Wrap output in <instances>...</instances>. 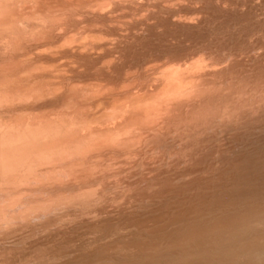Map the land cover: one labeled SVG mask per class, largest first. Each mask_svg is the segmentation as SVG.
<instances>
[{
  "label": "rangeland",
  "instance_id": "1",
  "mask_svg": "<svg viewBox=\"0 0 264 264\" xmlns=\"http://www.w3.org/2000/svg\"><path fill=\"white\" fill-rule=\"evenodd\" d=\"M6 1L9 2L7 3ZM16 1L5 0L0 3V12L5 13L6 16L11 14L10 16H13L14 20L10 16L7 19L10 18L13 22L16 21L14 24L12 23V26L4 25L6 24H3L6 16L3 15L5 18H2L0 15L1 20H4L0 22L4 28V30L0 28V138L4 137V139L7 138L9 141V136H11L10 141H13L11 140L12 138L15 139V142L18 138L16 143L14 141L6 142L3 138L1 139L4 141L0 139L4 143V145L0 143V163L3 165H0L2 167L0 169L8 171L10 168L7 169L8 164L9 166L12 164L15 166L16 164L15 169H17L18 164L20 165L17 171L12 169L13 165L11 166V171H16L14 174H11L10 171H8L10 173L2 172L4 175L0 174V264H184L183 261L193 264L194 261L197 264H207L206 260L208 259L205 254L210 252L208 254L211 255V251L215 253L214 251L219 249L213 247L214 244H212L215 239V237H212L213 233L214 236L219 233L213 231L216 228L217 230L221 229L222 232L225 231V236H228L227 240L230 242L225 244L224 239H219L225 237L224 234L222 236L219 235V238L216 236L214 246L219 247V245H216V243H219L222 245L221 248H223L224 244L225 246L230 244L228 245V247L230 246V253H225L228 251H219V255H223L220 257L217 255L218 250L216 251V256L220 257L219 262H216V264H229V260L232 262L230 259L232 247L234 248L232 253H235V249L242 252V244L246 248V245H251L250 242L252 241L255 246L257 243L263 242L261 236L264 235V231L259 237L260 233L256 230V233H258V235L254 233L256 237L252 232L246 234L248 237H245L249 241L247 239L244 241L239 236L237 238L235 232L234 237L242 244L240 245L238 242H234V244L229 241L230 237H233V233L232 231H227V228L230 226L229 224L238 228L242 222L241 220L252 214L251 211L253 213L256 212V208L260 210L258 212L264 211V0H122L125 2L116 4L115 11L112 10V13L108 10V12L105 11L109 16H114H112L114 19L110 18L111 21L107 15H104L105 12L101 14L102 16L90 15L89 18L87 17L89 19L87 24L91 25L90 27H96L99 30L106 31V33L108 32V34L110 33V37L102 38L100 42H104L107 46L106 42L111 41L108 43L107 49H109L110 54L111 52L115 56L117 53L119 54L116 56L118 59L115 58L118 61L113 59L115 56L113 57L112 55V58L110 55L109 57L114 60L115 64L112 62V66L108 64L104 65L107 68L101 67V64L93 63L96 55H92L93 58H91V55H88L89 52L86 51L87 55L90 56V58H86L87 55L83 56V53L86 54L83 49L81 50L83 53L79 50L77 51V54L78 52L79 54L80 52L82 53L81 57L83 58L78 61L79 59L76 55L79 65H72L76 67L74 69L69 64L70 69L65 66L68 63L67 61L70 60L69 57L68 59L65 58V56L70 55V52L63 43L67 32H62L61 25L63 26V24L57 25V22L63 23L62 19L60 20L57 17L65 18V16L63 14L60 16L61 13L58 14L57 12L58 15L56 14L55 18V14L51 13L49 15L51 19H48V14L46 15L48 20L43 19V21L48 23L41 24V20L37 23L39 19L37 21L29 20L33 11H28L30 10L28 8H32V6H29L33 2L25 0L29 3L27 5L28 3L24 0H18V3ZM8 4L9 6H7ZM12 7L15 11L12 10ZM21 8L24 11L28 9L27 13H29L28 16L30 18L26 16L27 13L23 16V10H21L22 15L19 13L20 10L18 9ZM119 9L123 11L121 12ZM134 12L135 14H133ZM197 13L198 15H196ZM15 16L17 17L15 18ZM24 17L29 19L26 20ZM125 18L131 19V21H127ZM10 20H8V23ZM50 20L52 23H50ZM98 20L99 22H97ZM66 22L65 24L67 25ZM40 24L41 26H38ZM46 24L48 25L46 26ZM119 24L123 28L119 27ZM89 25L87 26L89 27ZM57 26L60 27L58 28ZM104 26L107 28H104ZM39 30L43 31L40 33ZM37 34L39 35L37 36ZM45 34L49 35V38ZM114 34H117V36H114ZM35 35L36 37L33 38ZM59 35H61L63 41L60 40ZM117 37H121L120 39L118 38L119 41ZM107 38H115L116 41L115 39L107 40ZM130 38L133 39L131 40ZM13 39L15 43L14 41L12 42ZM38 41L40 44L42 43L43 47L37 43ZM62 43L65 46H62ZM59 49L67 50L69 55ZM79 54L78 56L81 55ZM200 54H202L201 57ZM156 55L159 58L164 57V59H181L185 57L189 60L190 58L194 60L198 58L196 60H201V64L204 59L206 62H203V64H206L207 68L211 64L209 68L214 69H210L214 74L209 75L211 71L206 69L209 71L207 73L208 77L211 78L209 80L211 82L215 81L213 85L216 88L218 83L221 84L219 87L223 90L220 92V88H217L219 91H214V96L212 95L214 100L211 96L208 103L212 108L218 105L229 106L228 108L230 110L233 109L232 111L235 113L233 121L230 120V123L225 122V125L210 124V128L208 126L205 127V131L201 128L200 131L204 133L199 131L201 135L193 136L191 142H189V138L183 145L184 149L182 147L178 148V144L173 141H171L172 145H170V140H166V143L164 140L163 143L161 141L162 145L160 143V146L157 144L155 149L156 154L159 151L158 154L160 156L157 154V161L160 163H157L154 166L155 168L150 166V169L154 170L153 175L151 170L150 172L148 171V166L144 165L148 169L138 167L134 173L132 172L134 175H126L123 185L121 182L114 184L110 178V180L108 178L105 179L106 176L105 178L102 177L103 180H100L102 175L96 174L103 169L105 171L111 170V167L107 165L110 164L108 162L113 157L111 158L105 153L104 156L97 153V157L94 158H92L93 155L91 156L90 153L86 157L84 156L85 158L83 157L86 160H84V163H82L83 161L81 162L83 160V158L81 159L82 154L80 156L77 154L76 158L80 157L79 159L81 160L79 162L76 159V170L73 166L72 168H74L75 172L72 171L69 165H74L70 164V161L73 163L75 159H70L76 155L70 157L65 148L67 129L71 121L69 116L72 113L70 119L72 118V122L75 119V123L77 121H79L77 123H83L82 121L86 120V115L87 117L89 116V119L90 117L92 118L95 112V104L93 105L92 102L96 100L89 99L91 91L87 90L94 89L99 83L102 85L105 83L107 87L113 88L115 86L116 88V86L119 87L126 80H128L126 83L133 85L131 83L135 82H129V80L134 77L135 79H133L138 82V74L144 68L142 64L146 62L147 57L148 60L155 59ZM109 57L107 60L110 59ZM199 58L203 59L199 60ZM65 61L66 63H63ZM207 61H210V64ZM212 63L214 66H212ZM94 65L95 67H92ZM96 65L100 66L97 67ZM79 68H81L80 71ZM76 70L79 72H76ZM116 71L117 73H115ZM130 74L131 76L134 74L137 76H129V79H127V75ZM229 79L230 81H228ZM72 87H75L78 91L72 90ZM248 90L252 92L250 93ZM241 92L243 96H241ZM102 93L106 95V93ZM228 93L230 96L227 95ZM80 94H84L85 97ZM252 94L254 95L252 96ZM242 97L245 99H242ZM79 98L81 103L84 101L83 104H86L85 106L81 103V105L79 104ZM89 100H91V104ZM218 102L219 104H217ZM89 104L91 107H89ZM87 109L93 110V114L90 113V110L87 112ZM81 110H84L85 116L81 114L83 113ZM77 113H79V116ZM235 119L237 122H235ZM213 126L216 127L214 128ZM199 138L200 140H198ZM158 147L159 150H157ZM175 147L177 148L175 149ZM28 149L31 150L29 151ZM26 150H28L29 154H27ZM22 155H24V158H21ZM98 156L102 158L99 157L98 159ZM15 157L19 158L17 162ZM105 157L107 160L109 158L108 162ZM10 159L13 161H10ZM113 159L114 161L116 160L115 158ZM89 160L97 163L95 164V166L98 165L95 169L97 172L93 171L92 174L90 173L92 171L90 170L91 164L86 163ZM4 163H7L6 167ZM78 163L84 164L83 166L81 165L82 169L77 168L79 167ZM85 163L88 167L85 166ZM91 166L93 167V165ZM107 167L109 170L105 169ZM88 171H90L89 174ZM85 172L88 175L84 174ZM99 181L102 182L98 185ZM97 185H101L100 189L97 188ZM93 187L97 188L99 193H97V190L95 192ZM85 189L91 191L90 195L86 194L85 196V191L79 195ZM75 195L78 197L76 198ZM87 196L90 199H87ZM198 223L202 225L197 226ZM226 224L229 226L227 227ZM208 226L209 228H207ZM211 229L213 233L212 231L210 233ZM261 229L263 230L264 227L260 228V232L262 231ZM208 234L212 236L209 237L210 235ZM177 235H179L180 239H178ZM206 238L209 241L212 240V242L208 244ZM221 241L224 244H221ZM236 243L240 246H237ZM190 246L191 248H189ZM210 246L213 247V250H211ZM192 247L194 248L192 249ZM199 247L200 249H198ZM207 247H210L208 248L209 250H207ZM228 247H226L227 250ZM221 248L219 250H222ZM206 250L208 252L202 254V251L204 253ZM215 254L211 256L215 257ZM228 254L230 255L229 257L227 256ZM209 255L207 256L209 257ZM224 255L229 259L225 258ZM151 257L153 258L151 259ZM217 257L215 258L217 259ZM223 257L225 262H221ZM189 258L191 259L189 260ZM202 258L203 260L201 261L203 262L200 263L199 259ZM204 258H206V262H204ZM215 258L211 259L210 257V262L212 260L218 261ZM239 259L241 262L243 260L244 263V259L240 257ZM155 260L157 263H155ZM240 260L237 262H240ZM186 262L185 264H187Z\"/></svg>",
  "mask_w": 264,
  "mask_h": 264
},
{
  "label": "bare ground",
  "instance_id": "2",
  "mask_svg": "<svg viewBox=\"0 0 264 264\" xmlns=\"http://www.w3.org/2000/svg\"><path fill=\"white\" fill-rule=\"evenodd\" d=\"M2 1H5V0H2ZM1 0H0V3L2 2ZM18 1V0H17ZM16 1V2H17ZM23 1V0H22ZM25 1V0H24ZM7 2V1H6ZM9 2V1H8ZM7 2V3H8ZM26 3H28L27 1H25ZM25 2H24V4H25ZM31 2H33L32 3V5L30 4V6L29 7H31L32 6V8H28V9H30V10H28V9H26L25 11L21 8V9H18V10H20L19 11V13H21V10H23L22 12H23V16H24V14L25 13H27V10L28 11H33V13H32V15H30V17H31V19H29L30 17L28 16V14L29 13H27V15L26 16H28L29 18H27V17H24L26 20L27 19H29V20H35V21H37L38 19V21H37V23H39L40 22V20H41V24H43V23H46L47 21H43V19L44 20H48V19H51V17L49 18V15H51V13H53V14H55V18H56V14H57V12H58V14H60V16L63 14V16H65V18H66V20H65V18H64V21H63V18H61V17H57V18H59L63 23H59V22H57L58 24L57 25H60V24H63V26L61 25V27H62V29H63V31L62 30H59V31H62V32H67V34H63L64 36H65V38H64V36H62L63 38H64V41L61 39V35H59V38H60V40H62L63 41V43L66 45V46H68V47H66L65 45H63V43H62V46H65V48L70 52V55H69V53H68V51L67 50H63V49H59V50H62V52H67L68 53V55L69 56H65V58L66 59H68V57L70 58V60L69 61H67L68 63L67 64H65V66H67V67H69V69H70V66L71 67H73V69H74V67L75 66H72V65H75V64H77L76 66H78L79 64H78V62H77V60L78 61H80V58L82 59L83 57H81L82 56V53L83 52H89L88 53V55H91V58H93L92 57V55L94 56V55H96L95 56V58H94V62L93 63H95V64H101V67H103L104 65H108V64H110L109 66H112V62H114V60L113 59H115V58H117L116 56L117 55H119L118 53L116 54V56L115 55H113L112 54V50L110 51L111 52V54L109 53V49H107L108 47V43L109 42H111V41H108V42H106L107 43V46H106V44H104V42L102 43V42H100L101 41V39L103 38H105L106 39V37L107 36H111L110 35V33L108 34V32L106 33V31L104 32L103 30H99V28H94V30H93V28L92 27H90L91 25H89V24H87V22H89V19H87V17L89 18L90 17V15L92 16V15H94V16H96V15H99V16H102L101 14H103L105 11H111L110 13H112L113 11H115L114 9H115V7H116V4H120V2H125V1H122V0H31ZM119 2V3H118ZM132 2V1H131ZM136 2V1H135ZM14 3V2H13ZM18 3V2H17ZM16 3V4H17ZM22 3V2H21ZM20 3V4H21ZM133 3H134V1H133ZM10 4V3H9ZM9 4L7 5V6H9ZM23 4V5H24ZM132 4V3H131ZM2 5V4H1ZM6 5V4H5ZM18 5V4H17ZM27 5H29V3L27 4ZM125 5V4H124ZM130 5V4H129ZM134 5V4H133ZM13 6H14V4H13ZM118 6V5H117ZM5 7V6H4ZM3 7V8H4ZM19 7H23V6H19ZM25 7V6H24ZM131 7V6H130ZM118 8V7H117ZM121 8H122V6H121ZM124 8H126L125 6H124ZM134 8V7H133ZM1 9V8H0ZM33 9V10H32ZM4 10V9H3ZM11 9H9V11H10ZM12 10L13 11H15L14 9H13V7H12ZM11 10V12L13 13V11ZM18 10H17V12H18ZM113 10V11H112ZM2 11V10H1ZM8 11V10H7ZM7 11H5V12H7ZM107 11V12H108ZM119 11H121V9H119ZM119 11H117V12H119ZM123 11V10H122ZM121 11V12H122ZM135 11V10H134ZM107 12H105V16L107 15V17H108V19L111 21V19H114V18H112V16L113 15H108L107 14ZM179 12V11H178ZM186 12V11H185ZM194 12V11H193ZM197 12V11H196ZM2 12H0V15H1V17L3 18H5V16H6V14L4 13H2ZM109 13V14H110ZM7 14H9L8 12H7ZM30 14H31V12H30ZM48 14V19H47V17H46V15ZM57 14V15H58ZM122 14V13H121ZM120 14V15H121ZM126 14V13H125ZM130 14V13H129ZM133 14H135V12L133 13ZM193 14V13H192ZM191 14V15H192ZM195 14V13H194ZM200 14V13H199ZM3 15H5V16H3ZM11 15V14H10ZM9 15V16H10ZM14 15V14H13ZM15 15H17V14H15ZM21 15H22V13H21ZM180 15V14H179ZM182 15V14H181ZM196 15H198V13L196 14ZM9 16H6V19H5V21L3 22L2 20H1V18H0V22H3V24L4 23H6V24H4V25H13L14 24V22H16V21H12V20H10V18L11 19H13L14 20V18H12L13 16H10V18L9 19H7ZM19 16H20V14H19ZM18 16V17H19ZM130 16V15H129ZM131 16H133V15H131ZM173 16V15H172ZM189 16V15H188ZM17 16H15V18H16ZM33 17V18H32ZM44 17H46V18H44ZM53 17V18H54ZM114 17V16H113ZM120 17V16H119ZM123 17H125V16H123ZM128 17V16H127ZM24 18H22V19H24ZM35 18V19H34ZM111 18V19H110ZM118 18V17H117ZM116 18V19H117ZM121 18V17H120ZM119 18V19H120ZM131 18V17H130ZM134 18V17H133ZM189 18H191V17H189ZM102 19V18H101ZM106 19V18H105ZM115 19V20H116ZM126 19V18H125ZM124 19V20H125ZM175 19V18H174ZM176 19H178V18H176ZM8 20H10V22L8 23ZM28 20V21H29ZM127 21L128 20H130L131 21V19H126ZM133 20V19H132ZM135 20H136V18H135ZM140 20V19H139ZM173 20V19H172ZM182 20H183V18H182ZM197 20H198V18H197ZM27 21V22H28ZM30 21V22H31ZM43 21V22H42ZM67 21V22H66ZM95 21V20H94ZM93 21V22H94ZM107 21V20H106ZM119 21V20H118ZM121 21V20H120ZM126 21V22H127ZM141 21V20H140ZM177 21V20H176ZM179 21H181V20H179ZM188 21V20H187ZM191 21V20H190ZM193 21H194V18H193ZM18 22H19V20H18ZM65 22L67 23V25L65 24ZM97 22H99V20L97 21ZM105 22V21H104ZM108 22V21H107ZM125 22V21H124ZM182 22V21H181ZM185 22V21H184ZM8 23V24H7ZM11 23V24H10ZM13 23V24H12ZM20 23V22H19ZM18 23V24H19ZM36 23V22H35ZM48 23V22H47ZM50 23H52L51 22V20H50ZM95 23H96V21H95ZM110 23V22H109ZM120 23V22H119ZM123 23V22H122ZM130 23V22H129ZM144 23H145V20H144ZM150 23V22H149ZM198 23V22H197ZM41 24L40 25H38V26H41ZM65 24V25H64ZM93 24V23H92ZM98 24V23H97ZM100 24V23H99ZM106 24V23H105ZM113 24H116V23H113ZM113 24H112V26H113ZM118 24V23H117ZM127 24V23H126ZM134 24V23H133ZM132 24V25H133ZM141 24H142V22H141ZM146 24H147V21H146ZM48 24H46V26H47ZM87 25H89V27L87 26ZM96 25V24H95ZM95 25H92V26H95ZM101 25V24H100ZM99 25V26H100ZM102 25H104L103 23H102ZM131 25V24H130ZM67 28H65V27ZM99 26H97V27H99ZM127 26V25H126ZM129 26V25H128ZM135 26V25H134ZM145 26V25H144ZM152 26V25H151ZM37 27V26H36ZM42 27H43V25H42ZM45 27V26H44ZM58 27V26H57ZM60 27V26H59ZM58 27V28H59ZM66 29V31H64L65 29ZM106 26H104V28H105ZM109 27V26H108ZM119 27H122V25L120 26V24H119ZM138 27V26H137ZM0 28H3V26L0 24ZM8 28H10V27H8ZM58 28H57V30H58ZM92 28V29H91ZM101 28H102V26H101ZM107 28V27H106ZM123 28V27H122ZM135 28V27H134ZM141 28V27H140ZM43 29V28H42ZM61 29V28H60ZM121 29V28H120ZM130 29V28H129ZM2 30H4V28L2 29ZM12 30V29H11ZM110 30H112V29H110ZM115 30V29H114ZM119 30V29H118ZM41 31H43V30H41ZM41 31L39 30V32L41 33ZM59 31H57V32H59ZM103 31V32H102ZM108 31V30H107ZM125 31L127 32V30L125 29ZM136 31V30H135ZM137 31H138V29H137ZM141 31H142V29H141ZM9 32V31H8ZM133 32V31H132ZM33 33H35L34 31H33ZM44 33V32H43ZM42 33V34H43ZM60 33V32H59ZM59 33H57V34H59ZM138 33V32H137ZM60 34H62V33H60ZM140 34V33H139ZM34 35V34H33ZM39 34H37V36H38ZM46 35V34H45ZM127 35H128V33H127ZM42 37L44 36V35H41ZM46 36H48V38H49V35H46ZM46 36H44V37H46ZM113 36V35H112ZM114 36H117V34L115 35L114 34ZM122 36H124V35H122ZM130 36V35H129ZM34 37H36V35L35 36H33V38ZM57 37V36H56ZM56 37H55V39H56ZM127 37V36H126ZM126 37H125V39H126ZM52 38H54V37H52ZM52 38H50V39H52ZM118 38L119 37H117V40H118ZM121 38V37H120ZM119 38V39H120ZM124 38V37H123ZM129 38V37H128ZM18 39V38H17ZM39 39H41L40 37H39ZM50 39H48V40H50ZM54 39V40H55ZM113 39H115V38H113ZM113 39H109V38H107V40H113ZM131 39V38H130ZM133 39V38H132ZM131 39V40H132ZM60 40H58L59 42H60ZM127 40H129V39H127ZM9 41V40H8ZM14 41V39L12 40V42ZM35 41V40H34ZM37 41V40H36ZM42 41H43V39H42ZM115 41H116V39H115ZM115 41H113V42H115ZM119 41V40H118ZM134 41V40H133ZM41 42V41H40ZM44 42V41H43ZM46 42H47V40H46ZM14 43H15V41H14ZM19 43V42H18ZM36 43V42H35ZM37 43H39V41L37 42ZM36 43V44H37ZM50 43V42H49ZM49 43H47V44H49ZM53 43H55L54 41H53ZM58 43V42H57ZM120 43V42H119ZM135 43V42H134ZM8 44H10V43H8ZM12 44V43H11ZM40 44V43H39ZM38 44V45H39ZM42 44V43H41ZM40 44V46H42L43 47V45H41ZM45 44V43H44ZM47 44H46V46H47ZM111 44V43H110ZM112 44H114V43H112ZM116 44V43H115ZM53 45V44H52ZM193 45V44H192ZM46 46H45V48H46ZM49 46V45H48ZM58 46V45H57ZM110 46V45H109ZM113 46V45H112ZM128 46V45H127ZM195 46V45H194ZM193 46V47H194ZM12 47V46H11ZM32 47V46H31ZM36 47V46H35ZM41 47V48H42ZM53 47H55V46H53ZM60 48H62L61 46H59ZM121 47H122V45H121ZM192 47V46H191ZM14 48H15V46H14ZM34 48V47H33ZM33 48H31V49H33ZM168 48V47H167ZM12 49H13V47H12ZM37 49V48H36ZM70 49V50H69ZM84 49V50H83ZM100 49V50H99ZM110 49H111V47H110ZM119 49V48H118ZM123 49V48H122ZM191 49V48H190ZM11 50V49H10ZM75 50H76V53H75ZM81 51V50H83V52L81 53L80 52V54H79V52H78V54L80 55V56H78V54H77V51ZM116 50V49H115ZM124 50H126V49H124ZM160 50V49H159ZM162 50H164V49H162ZM194 50V49H193ZM203 50V49H202ZM11 51H13V50H11ZM33 51V50H32ZM98 52V53H96V52ZM101 51H102V53H101ZM119 51V50H118ZM166 51V50H165ZM87 52H86V54L85 53H83V56H85V55H87ZM120 52V51H119ZM123 52V51H122ZM129 52V51H128ZM148 52V51H147ZM158 52V51H157ZM200 52V51H199ZM205 52V51H204ZM204 52H203V54H204ZM163 53V52H162ZM171 53V52H170ZM147 54V53H146ZM145 54V55H146ZM159 54V53H158ZM157 54V55H158ZM197 54V53H196ZM63 55V54H62ZM64 55H66V53H64ZM63 55V56H64ZM76 55H77V57H78V59H77V57H76ZM87 55V57L86 58H90V56H88ZM111 55V56H110ZM112 55H113V57H112ZM121 55V54H120ZM127 55V54H126ZM156 55V56H157ZM161 55V54H160ZM159 55V56H160ZM164 55V54H163ZM169 55V54H168ZM176 55V54H175ZM180 55H182V54H180ZM184 55H186L185 53H184ZM184 55H183V57H184ZM194 55H195V53H194ZM201 55L202 54H200V57H201ZM112 57V58H110V57ZM151 56V55H150ZM162 56V55H161ZM160 56V57H161ZM179 56V55H178ZM187 56V55H186ZM198 56V55H197ZM206 56V55H205ZM110 58V59H108L107 60V58ZM141 57V56H140ZM144 57V56H143ZM146 57V56H145ZM153 57H155V56H153ZM166 57V56H165ZM174 57V56H173ZM188 57V56H187ZM192 57H194V56H192ZM85 58V57H84ZM175 58V57H174ZM178 58V57H177ZM96 59V60H95ZM107 61H109V62H107ZM112 59V60H111ZM118 59V58H117ZM121 59V58H120ZM137 59V58H136ZM139 59V58H138ZM196 59H198V58H195L194 60H193V58H190V60L189 59H187V58H181V59H173V58H165L164 59V57H161V58H159L158 56L155 58V59H149L148 60V57H147V60H146V62H144V64H142L143 66H144V68H142V71H140V74H138V78H137V80H138V82H136V80H134L133 78V81H132V79L131 80H129V82L131 81V82H135V83H131V84H133V85H130L129 83H126V81H128V80H126L124 83L122 82V80H121V82H122V85H120L119 87H117L116 86V88H115V86L112 88V87H110L108 84V86L109 87H107L106 85H105V83H104V85H102V84H100L99 82V84L98 85H96L97 83H96V81H95V88L94 89H92V87H91V89L92 90H87V91H91V94L88 92V94H90V98L89 99H95L96 101H93L92 102V104L94 105L95 104V108H94V114H93V110L91 111L90 109V113L91 114H93L92 115V118L90 117V119H89V116L87 117V115L85 116V114H84V110L82 111L83 113H81V114H84L83 116H85L86 117V120H81L83 123H77V122H79V121H77L76 123H75V119H73V122H72V118L70 119V116L72 115V113H71V115H70V113H69V120H71L70 121V124H69V126H68V129H67V137H66V139H65V141H66V149H67V151H68V154H70V157L72 156V155H76V156H73V158L71 157V159L70 160H73V159H75L74 160V162L72 163L71 161H70V164H74V165H69L70 166V168H72L73 166L75 167V170H76V166H77V161H79L80 162V160L85 156H87V155H89L90 153H91V156L93 155V157L92 158H94V157H97L96 155H97V153H99V154H101L102 156H104L105 154L106 155H109L111 158L113 157V158H115L116 160L114 161V159H113V161H111L112 159H110V161L108 162V160H109V158H108V160H107V158H106V160H107V162L108 163H110L109 165H107V166H110L111 167V170H109V168L107 167V168H105V169H108L109 171H105L103 168V170L102 171H104V172H102V171H98L99 173H96V174H99V175H102L100 178V180H103V178H105V176H106V178L105 179H107L108 178V180H113L112 182H114V184L116 183H122V185H123V182H124V180L126 179L125 177H126V175H132L135 171H136V169H138V167H141V169H148L149 168V172H150V170L152 169H150V166L151 167H154V166H156V164L157 163H160V162H158L157 161V156L159 155L158 153H159V151H158V155L156 154V147H157V144H159L161 141H162V143H163V140L165 141V143L167 142L166 140H170L169 142H171V141H173L174 143H177L178 144V148H183V145L187 142V140L190 138V141L189 142H191L192 140L191 139H193V136H195V135H201V133L199 134V131H200V129L202 128L203 129V131H205L206 130V128L205 127H209L210 128V124H221V125H225V122H229L230 120H232L233 118H234V115H235V113H234V111H232L233 109H229L228 107H226V106H217V107H210L211 105H209V98L213 95L214 96V91H216V90H218L219 91V89H217V88H220L219 86H221V84H219L218 83V86H217V88L213 85L214 84V82H211L209 79H211V78H209L208 76L209 75H211L212 73H213V71H211L210 69H212V70H214L213 68H209V67H211V64H210V61H207L208 62V64H210V66L208 65V68H207V65L206 64H203V62H206L203 58H199V60L200 59H203L202 60V64H201V60L200 61H198V60H196ZM206 59V58H205ZM210 59H211V57H210ZM225 59V58H224ZM85 60V59H84ZM92 60V59H91ZM103 60V61H102ZM111 60V61H110ZM116 60V59H115ZM124 60V59H123ZM127 60V59H126ZM193 60V61H192ZM216 60V59H215ZM87 61V60H86ZM93 61V60H92ZM99 62V63H96V62ZM103 63H102V62ZM116 61H118V60H116ZM106 62V63H105ZM120 62V61H119ZM122 62V61H121ZM125 62V61H124ZM135 62V61H134ZM63 63H66V61L65 62H63ZM62 63V64H63ZM80 63V62H79ZM85 63V62H84ZM91 63V62H90ZM132 63V62H131ZM221 63V62H220ZM68 64L70 65V66H68ZM114 64H115V62H114ZM129 64V63H128ZM226 64V63H225ZM205 65H206V67H205ZM219 65V64H218ZM221 65V64H220ZM224 65V64H223ZM97 66V65H96ZM98 66H100V65H98ZM97 66V67H98ZM108 66V67H109ZM120 66V65H119ZM204 68H203V67ZM212 66H214L213 65V63H212ZM66 67V68H67ZM85 67V66H84ZM92 67H95V65L94 66H92ZM96 67V68H97ZM100 67V68H101ZM104 67H106V66H104ZM123 67H124V65H123ZM127 67V66H126ZM135 67V66H134ZM65 68V67H64ZM76 68V67H75ZM107 68V67H106ZM112 68H114V67H112ZM131 68V67H130ZM136 68V67H135ZM215 68V67H214ZM68 69V68H67ZM72 69V68H71ZM80 69L81 68H79V71H80ZM91 69V68H90ZM103 69V68H102ZM127 69V68H126ZM139 69H141V68H139ZM207 69V70H209V71H211V72H209V71H205V70ZM216 69H218V68H216ZM223 69H225V68H223ZM229 69V68H228ZM88 70V69H87ZM116 70V69H115ZM124 70V69H123ZM132 70H134L133 68H132ZM136 70V69H135ZM137 70H138V68H137ZM206 72H204V71ZM78 70H76V72H77ZM78 71V72H79ZM96 71V70H95ZM104 72V71H103ZM102 72V73H103ZM109 72V71H108ZM107 72V73H108ZM119 72V71H118ZM121 72H123V71H121ZM209 72V75L207 74ZM225 72V71H224ZM106 73V72H105ZM115 73H117V71L115 72ZM125 73V72H124ZM123 73V74H124ZM130 73V72H129ZM216 73V72H215ZM229 73V72H228ZM68 74H69V72H68ZM104 74V73H103ZM111 74H112V72H111ZM119 74V73H118ZM120 74H122V73H120ZM122 74V75H123ZM136 74V73H135ZM135 74L134 75H132V76H135ZM207 74V75H206ZM214 74V73H213ZM212 74V75H213ZM73 75V74H72ZM75 75H76V73H75ZM85 75V74H84ZM66 76V75H65ZM129 76L130 77H132L131 76V74L130 75H127V79H129ZM137 76V75H136ZM135 76V77H136ZM221 76V75H220ZM69 77V76H68ZM67 77V78H68ZM71 77V76H70ZM108 77V76H107ZM125 77V76H124ZM213 77V76H212ZM232 77V76H231ZM84 78V77H83ZM86 78V77H85ZM88 78V77H87ZM216 78V77H215ZM117 79V78H116ZM236 79V78H235ZM71 80H72V78H71ZM86 80V79H85ZM84 80V81H85ZM108 80V79H107ZM125 80V79H124ZM123 80V81H124ZM73 81V80H72ZM83 81V80H82ZM81 81V82H82ZM228 81H230V79L228 80ZM227 81V82H228ZM234 81V80H233ZM69 82H70V79H69ZM94 82V81H93ZM223 82V81H222ZM235 82V81H234ZM72 83V82H71ZM92 83V82H91ZM102 83V82H101ZM231 83V82H230ZM113 84V83H112ZM111 84V85H112ZM217 84V83H216ZM82 85V84H81ZM92 85H93V83H92ZM92 85H90V86H92ZM74 86V85H73ZM77 86V85H76ZM75 86V87H76ZM86 86V85H85ZM94 86V85H93ZM238 86V85H237ZM75 87H72L71 89L73 90V89H75V91L77 92L78 91V89L76 90V88ZM78 87V86H77ZM214 87H215V90H214ZM230 87V86H229ZM228 87V88H229ZM81 88V87H80ZM85 88V87H84ZM232 88H233V86H232ZM232 88H231V91H232ZM238 89V88H237ZM245 89V88H244ZM243 89V90H244ZM251 89V88H250ZM223 90V89H222ZM222 90H221V88H220V92H222ZM229 90V89H228ZM234 90H236V89H234ZM252 90V89H251ZM256 90V89H255ZM71 91V90H70ZM84 91V90H83ZM86 90H85V92H87ZM226 91V90H225ZM230 91V92H231ZM249 91V90H248ZM72 92V91H71ZM85 92H83L84 94H85ZM102 92H104V93H106V95H104ZM238 92V91H237ZM250 93L252 92V91H249ZM249 92H248V94H249ZM75 93V92H74ZM101 93V94H100ZM245 93H247V92H245ZM256 93V92H255ZM73 94V93H72ZM76 94H78V93H76ZM84 94L82 95V94H80V95H82V97L84 96ZM223 94H224V92H223ZM235 94V93H234ZM233 94V95H234ZM241 96H243V93L241 92ZM74 95V94H73ZM227 95H229V93L227 94ZM244 95H247V94H244ZM254 94H252V96H253ZM87 96V95H86ZM102 96V97H101ZM103 96H105V97H103ZM212 96V97H213ZM230 96V95H229ZM251 96V97H252ZM85 97V96H84ZM219 97V96H218ZM226 97V96H225ZM233 97V96H232ZM240 97V96H239ZM72 98H76V97H72ZM88 98V97H87ZM244 97H242V99H243ZM248 98H249V96H248ZM261 98V97H260ZM77 99V98H76ZM80 99V98H79ZM86 99V98H85ZM211 99V98H210ZM213 100H214V97L212 98ZM228 99V98H227ZM236 99V98H235ZM245 99V98H244ZM83 100V99H82ZM216 100V99H215ZM226 100V99H225ZM239 100V99H238ZM238 100H237V102H238ZM248 100V99H247ZM81 101V99L79 100V104L81 103L80 102ZM91 100H89V102H90ZM223 101V100H222ZM235 101V100H234ZM245 101V100H244ZM257 101V100H256ZM87 102V101H86ZM88 102V103H89ZM219 102H220V100H219ZM219 102L217 103V104H219ZM239 102H240V100H239ZM251 102H253V101H251ZM260 102V101H259ZM83 103H84V101H83ZM83 103H81V104H83ZM87 103V104H88ZM225 103H227L226 101H225ZM225 103H222V104H225ZM230 103V102H229ZM254 103V102H253ZM80 104V105H81ZM90 104H91V102H90ZM89 104V105H90ZM209 105V107H208V105ZM211 104V103H210ZM214 104H215V102L213 103V106H214ZM222 104H220V105H222ZM231 104V103H230ZM229 104V105H230ZM233 104V103H232ZM235 104V103H234ZM246 104V103H245ZM258 104V103H257ZM79 105V106H80ZM84 105V104H83ZM86 105V104H85ZM84 105V106H85ZM226 105V104H225ZM228 105V104H227ZM249 105V104H248ZM252 105V104H251ZM76 106H77V104H76ZM216 106V105H215ZM252 106H254V105H252ZM88 107V106H87ZM89 107H91V105L89 106ZM230 107H232V106H230ZM236 107V106H235ZM238 107V106H237ZM241 107V106H240ZM243 107H244V104H243ZM79 108V107H78ZM93 108V107H92ZM233 108V107H232ZM249 108V107H248ZM257 108V107H256ZM77 109V108H76ZM80 109H81V107H80ZM234 109H236V108H234ZM245 109V108H244ZM253 109V108H252ZM255 109V108H254ZM74 110V109H73ZM89 110L87 109V112H89ZM237 110V109H236ZM79 111V110H78ZM80 111V112H81ZM79 112V113H80ZM86 112V111H85ZM79 113H77V115L79 116ZM90 113H89V115H90ZM240 113V112H239ZM238 113V114H239ZM244 113V112H243ZM254 113V112H253ZM87 114V113H86ZM236 114H237V112H236ZM257 114V113H256ZM75 115V114H74ZM250 115V114H249ZM91 116V115H90ZM247 116V115H246ZM73 117H76V116H73ZM81 118L83 119V117L81 116ZM88 118V119H87ZM78 119H80V118H78ZM238 119V118H237ZM248 119V118H247ZM87 120H89V121H87ZM244 120H245V118H244ZM80 121V122H81ZM84 121H87V122H84ZM233 121V120H232ZM243 121V120H242ZM235 122H237V120L235 119ZM69 123V122H68ZM230 123V122H229ZM241 123V122H240ZM244 123V122H243ZM234 125V124H233ZM236 125V124H235ZM219 126V125H218ZM214 128L216 127V126H213ZM221 127V126H220ZM228 127H230V126H228ZM209 128H207V129H209ZM212 128V127H211ZM224 128V127H223ZM217 129V128H216ZM220 129H222V128H220ZM219 129V130H220ZM223 130V129H222ZM225 130H226V128H225ZM200 132H202V131H200ZM202 133H204V132H202ZM213 134V133H212ZM16 136H17V134H16ZM10 137L11 136H9V141H8V139L7 138H5L4 139V137H1V138H3L6 142L8 141V142H15V139H12L11 138V140H13V141H10ZM17 137H19V135L17 136ZM192 137V138H191ZM205 137V136H204ZM209 137V136H208ZM0 138V139H1ZM7 139V140H6ZM194 139H196L195 137H194ZM4 140H2L1 139V141H4ZM17 141H18V138L16 139ZM198 140H200V138L198 139ZM0 141V143H3V142H1ZM16 141V142H17ZM196 141V140H195ZM15 142V143H16ZM168 142V143H169ZM194 142V141H193ZM197 142H199V141H197ZM164 143V144H165ZM6 144V143H5ZM161 144V143H160ZM160 144H159V146H160ZM3 145H4V143H3ZM162 145V144H161ZM170 145H172V142L170 143ZM176 146V145H175ZM174 147V146H173ZM164 148V147H163ZM177 147H175V149H176ZM185 148H186V145H185ZM192 148V147H191ZM106 149V150H105ZM184 149V148H183ZM29 150V149H28ZM28 150H26L27 151V154H29L28 153ZM31 150V149H30ZM29 150V151H30ZM157 150H159V147H158V149ZM33 151V150H32ZM100 151V152H99ZM102 151H103V153H102ZM165 151V150H164ZM172 151V150H171ZM170 151V152H171ZM173 151H174V149H173ZM181 152H182V150H180ZM190 151V150H189ZM94 152V153H93ZM187 152V151H186ZM31 153V152H30ZM96 153V154H95ZM105 153V154H104ZM163 153V152H162ZM174 153V155H176L175 154V152H173ZM184 153V152H183ZM183 153H181V154H183ZM190 153V152H189ZM27 154H25V155H27ZM77 154L80 156V154H85V155H81V159H79V158H76L77 157ZM95 155V156H94ZM185 155V154H184ZM24 155H22L21 156V158L23 157ZM160 156V155H159ZM69 157V158H70ZM84 157V158H85ZM99 157L100 156H98V159H99ZM171 157V156H170ZM173 157V156H172ZM181 158H182V156H180ZM24 158V157H23ZM83 158V160H81V162L82 163H84V159ZM91 158V159H92ZM100 158H102V157H100ZM162 158V157H161ZM12 159V158H11ZM10 159V161H13L14 160V157H13V160H11ZM17 159V160H16ZM18 159L19 158H16L15 157V161L17 162L18 161ZM76 159H78L77 161H76ZM97 159V160H98ZM93 160V159H92ZM91 160V161H92ZM102 160V159H101ZM188 160V159H187ZM76 161V162H75ZM86 161V160H85ZM88 161V160H87ZM90 160H89V162H86V163H90L91 165H93V167L90 165V170H92L91 172L90 171H88V174H89V172L92 174V172L93 171H95V169L97 168V166H95V164H97V163H94V161H92L91 162ZM104 161V160H103ZM167 161H168V159H167ZM181 161V160H180ZM2 163H3V161H1ZM9 162V161H8ZM22 162H23V160H22ZM19 163H20V161H19ZM76 163V164H75ZM82 163H78V166L79 167H81V165L83 166L84 164H82ZM85 163V166H87V164ZM93 163V164H92ZM112 163V164H111ZM183 163V162H182ZM12 164V163H11ZM18 164V163H17ZM21 164V163H20ZM0 165L1 166H3L1 163H0ZM7 166V163L5 164L4 163V166ZM13 165V164H12ZM11 165V166H12ZM76 165V166H75ZM89 165V164H88ZM100 165V164H99ZM102 165V164H101ZM147 165L148 166V168H145V166ZM0 166V167H1ZM5 166V167H6ZM11 166H9V164H8V167H7V169L10 167L11 168ZM15 166H16V164H15ZM14 165L12 166L13 168L12 169H14V170H18V166H20L19 164L17 165V169H15L14 167H15ZM95 166V167H94ZM146 166V167H147ZM168 166V165H167ZM79 167H77L78 169H82L83 167H81V168H79ZM88 167V166H87ZM162 167V166H161ZM169 167V166H168ZM2 168V167H1ZM8 169V171H10L11 172V174H14V173H16V171H11V169ZM20 168V167H19ZM69 168V167H68ZM69 168V169H70ZM155 168V167H154ZM172 168V167H171ZM5 170H7L6 168H4ZM74 168H72V171H74L75 172V170H73ZM85 169V168H84ZM100 169V168H99ZM164 169V168H163ZM86 170H88L87 168H86ZM157 170H158V168H157ZM171 170V169H170ZM8 171H4L3 169L1 170L0 169V174L1 175H4L3 173H6V172H8ZM19 171H20V169H19ZM138 171V170H137ZM146 171V170H145ZM152 171V170H151ZM154 171V170H153ZM153 171L151 172V174L153 173ZM3 172V173H2ZM10 172H8V173H10ZM80 172H82V171H80ZM83 172H84V170H83ZM95 172H97V170L95 171ZM102 172V173H101ZM133 172V173H132ZM147 172V171H146ZM8 173H7V175H8ZM19 173V172H18ZM101 173V174H100ZM140 173V172H139ZM145 173V172H144ZM143 173V174H144ZM155 173V172H154ZM76 174V173H75ZM84 174H86V175H88L86 172L84 173ZM90 174V175H91ZM98 175V176H99ZM128 175V176H129ZM134 175V174H133ZM148 175V174H147ZM153 175V174H152ZM171 175V174H170ZM73 176V175H72ZM127 176V177H128ZM149 176H150V174H149ZM75 177V176H74ZM73 177V178H74ZM103 177V178H102ZM140 177V176H139ZM141 177H144V176H141ZM70 178V177H69ZM97 178V177H96ZM110 178V179H109ZM138 178V177H137ZM158 178V177H157ZM71 179V178H70ZM69 179V180H70ZM104 179V180H105ZM135 179H136V175H135ZM145 179V178H144ZM151 179V178H150ZM164 179V178H163ZM74 180H75V178H74ZM79 180H81V179H79ZM78 180V181H79ZM123 180V181H122ZM130 180V179H129ZM82 181H83V179H82ZM81 181V182H82ZM92 181H94V180H92ZM91 181V182H92ZM98 181V180H97ZM96 181V182H97ZM107 181V180H106ZM132 181H133V179H132ZM136 181V180H135ZM146 181V180H145ZM149 181V180H148ZM75 182V181H74ZM73 182V183H74ZM90 182V183H91ZM95 182V183H96ZM102 182V181H101ZM100 181L98 182V185H99V183H101ZM111 182V183H112ZM153 182V181H152ZM72 183V182H71ZM104 183V182H103ZM162 183V182H161ZM78 185V184H77ZM97 185V186H98ZM105 186H106V184H104ZM103 185V186H104ZM146 185V184H145ZM87 186V185H86ZM93 186V185H92ZM91 186V187H92ZM101 186V185H100ZM100 186H98L97 188H99ZM110 186V185H109ZM126 186V185H125ZM124 186V187H125ZM153 186V185H152ZM161 186V185H160ZM96 187V186H95ZM95 187H93L94 189H95V192H96V190H97V188H95ZM118 187V186H117ZM134 187V186H133ZM132 187V188H133ZM136 187H137V185H136ZM85 188V187H84ZM100 189V188H99ZM111 190V189H110ZM127 190V189H126ZM140 190V189H139ZM85 191V196H86V194H88V195H90L89 193H91V191H89V189L88 190H83L81 193H79V195H81V194H83V192ZM98 191V190H97ZM112 191V190H111ZM145 191V190H144ZM151 191V190H150ZM103 192V191H102ZM107 192V191H106ZM105 192V193H106ZM114 192V191H113ZM123 192V191H122ZM178 192V191H177ZM94 193V192H93ZM97 193H99V191L97 192ZM110 193H112V192H110ZM156 193V192H155ZM109 194V193H108ZM115 194H116V192H115ZM141 194V193H140ZM77 195H78V193H77ZM94 195V194H93ZM106 195V194H105ZM118 195V194H117ZM125 195V194H124ZM76 196V195H75ZM83 197H84V195H82ZM97 196V195H96ZM74 197V196H73ZM78 196H76V198H77ZM92 197V196H91ZM100 197V196H99ZM99 197H97V198H99ZM107 197H110V196H107ZM85 198V197H84ZM89 197L87 196V199H88ZM95 198V197H94ZM111 198V197H110ZM113 198V197H112ZM115 198V197H114ZM72 199V198H71ZM83 199V198H82ZM90 199V198H89ZM100 199V198H99ZM73 200V199H72ZM92 201V200H91ZM98 201V200H97ZM263 208V207H262ZM250 210V209H249ZM247 211V210H246ZM258 211H260L259 209L257 210V208H256V212H254L253 213V211H251V213L252 214H250V215H248L245 219H240L241 221H239L238 219V221L239 222H241L238 226V228H236V227H234L232 224H229L228 226H227V224H226V226L228 227L227 228V231H232V233H233V237L235 236V232H236V235H237V238H238V236L239 237H241V239H244V241H246V237L245 236H247L246 234L247 233H249L250 234V232H252L253 233V235H254V233H256V230L260 233V235H259V237L261 236V233L264 231V229L260 232V228H263L264 227V211L263 210H261L262 212H258ZM250 212V211H249ZM233 215V214H232ZM237 215V214H236ZM239 216V215H238ZM210 220V219H209ZM201 221V220H200ZM207 222V221H206ZM238 222V223H239ZM197 223V222H196ZM203 223V222H202ZM210 223V222H209ZM207 224V223H206ZM212 224V223H211ZM224 224V223H223ZM236 224V223H235ZM199 225H202V224H200V223H198L197 224V226H199ZM209 225V224H208ZM213 225H214V223H213ZM222 225V224H221ZM179 226H181V225H179ZM193 226V225H192ZM197 226H195V227H197ZM212 226V225H211ZM220 226V225H219ZM225 226V225H224ZM225 226V227H226ZM182 227V226H181ZM202 227V226H201ZM218 227V226H217ZM188 228V227H187ZM198 228H200V227H198ZM207 228H209V226L207 227ZM206 229V228H205ZM213 229V228H212ZM212 229L210 230V233H211V231H212ZM186 230V229H185ZM195 230V229H194ZM219 230V231H218ZM217 230V228H216V230L214 229L213 231L216 233V231L217 232H219L218 233V235H216V236H218V238H219V235L220 236H222V234H224V236H225V231L224 232H222V230L221 229H218ZM220 230H221V232H220ZM234 230V231H233ZM255 230V231H254ZM187 231V230H186ZM190 231V230H189ZM203 231V230H202ZM204 231H206V230H204ZM208 231H209V229H208ZM213 231H212V233H213ZM254 231V232H253ZM196 232V231H195ZM207 232V231H206ZM206 232H205V234H206ZM209 233V232H208ZM232 233H231V235H232ZM264 233V232H263ZM262 233V234H263ZM179 234V233H178ZM208 235H210V234H208ZM230 234H229V236H231ZM252 235V236H253ZM255 235H258V233H256ZM254 235V236H255ZM179 235H177V237H178ZM212 235H210L209 237H211ZM216 236H214V233H213V236L212 237H215V239H216ZM244 236V238H242ZM250 236V235H249ZM204 237V236H203ZM226 237V236H225ZM225 237H222V238H219V239H221V240H225L224 242H225V244L228 242V240H227V237H226V239H225ZM232 236L230 237V240L229 241H232L233 243L234 242H238L237 241V239H236V237H234L233 238ZM248 237V236H247ZM256 237V236H255ZM262 237V240H263V242H261L260 244H262V245H260L259 243H257L256 244V246L255 245H253L252 244V242H250L251 243V245H253V246H251L249 243V245H246V248H244L242 245H244V244H242L240 241L238 242V243H240V245H241V248L243 249L242 250V252H240V251H237V249H235L237 252H238V254L240 253V255H238V254H236L237 252L234 250V252L235 253H232L233 252V247H232V252H231V256L228 254L227 256L229 257L230 256V259H231V261L232 262H230V260H229V264H238V263H240L241 262V260H240V262H237V261H239L238 260V258L240 257V258H242V259H244V263H243V260H242V262L241 263H243V264H264V239H263V237H264V235L263 236H261ZM217 238V239H218ZM178 239H180L179 237H178ZM194 239V238H193ZM211 239V238H210ZM213 239V238H212ZM214 239V240H215ZM236 239V241H234ZM255 239V238H254ZM185 240H187V239H185ZM204 240V239H203ZM203 240H202V242H203ZM206 240H207V242H208V244H209V242H212V240H210L209 241V239L208 238H206ZM205 240V241H206ZM214 240H213V243L212 244H214L215 245V242H214ZM248 240V239H247ZM191 241H193V240H191ZM197 241V240H196ZM249 241V240H248ZM217 242V241H216ZM255 242H257L256 240H255ZM198 243V242H197ZM206 243V242H205ZM228 243H230V242H228ZM232 243V244H233ZM238 243H236V245L238 246L239 244ZM247 243V242H246ZM254 243V242H253ZM182 244H183V239H182ZM193 244V243H192ZM200 244V243H199ZM221 244H224L222 241H221ZM225 244H224V246H223V248H221L222 247V245H220L219 243H216V245H219V247L218 246H214L213 245V247H216V248H221L222 250H219V249H216L214 252L216 253V251L218 252L217 253V255H219V251L221 252H223V251H228V252H225V253H230V246L228 247V245H230V244H227V246H225ZM235 244V243H234ZM233 244V246L235 247V245ZM195 245V244H194ZM211 245V244H210ZM239 245V246H240ZM260 245V246H259ZM187 246H189L188 244H187ZM202 246V245H201ZM249 246V247H248ZM258 246V247H257ZM211 247V246H210ZM210 247H207V250H209L208 248H210ZM213 247H211L212 249L211 250H213ZM225 247V248H224ZM226 247H228V250H227V248ZM187 248V247H186ZM189 248H191V246L189 247ZM194 247H192V249H193ZM202 248V247H201ZM198 249H200V247L198 248ZM204 249V248H203ZM225 249V250H224ZM191 250V249H190ZM206 250V252H204L203 253V251H202V254H205V253H207L208 251ZM167 252V251H166ZM182 252V251H181ZM212 253H211V255H213V254H215V253H213V251H211ZM208 253H210V252H208ZM205 254L206 255V257H207V259L208 260H206V258H204V262H206L207 264L209 263H211L212 264V262H213V264H216V262H219V258L220 257H222L223 255H219L218 257L216 256V254L214 255L215 257H217V259H218V261H213L212 260V262H210V260L211 259H213V258H215V257H213V256H211V255H209V254ZM224 254V253H223ZM155 255V254H154ZM186 255H187V253H186ZM200 255V254H199ZM207 255H209V257L207 256ZM158 256V255H157ZM156 256V257H157ZM189 256V255H188ZM187 256V257H188ZM201 256V255H200ZM226 255H224V257L225 258H228ZM146 257H148V256H146ZM155 257V256H154ZM166 257V256H165ZM194 257L196 258V256L194 255ZM194 257H192V258H194ZM203 257V256H202ZM211 257V259L209 260V258ZM213 257V258H212ZM222 258L221 259V262H225V258ZM153 257H151V259H152ZM158 258V257H157ZM162 258V257H161ZM201 258V257H200ZM151 259H149V260H151ZM191 258H189V260H190ZM197 259V258H196ZM216 258H215V260H217ZM229 259V258H228ZM148 260V261H149ZM188 260V261H189ZM200 260V263H202L203 261H201V260H203V258L202 259H199ZM206 260V261H205ZM224 260V261H223ZM236 260V261H235ZM141 261H142V259H141ZM140 261V262H141ZM145 261V260H144ZM192 261V260H191ZM146 262H147V260H146ZM145 262V263H146ZM150 262V261H149ZM184 262V264H185V262L186 261H183ZM226 262H227V260H226ZM155 263H157L156 262V260H155ZM163 263V262H162ZM187 263V262H186ZM240 263V264H241ZM140 264V263H139ZM142 264V263H141ZM144 264V263H143ZM150 264V263H149ZM164 264V263H163ZM187 264H193V263H187ZM194 264H197V263H195V261H194ZM203 264V263H202ZM218 264V263H217ZM225 264H227V263H225Z\"/></svg>",
  "mask_w": 264,
  "mask_h": 264
}]
</instances>
